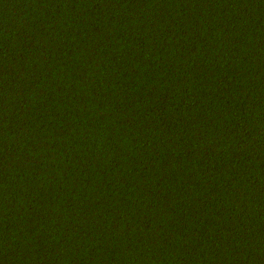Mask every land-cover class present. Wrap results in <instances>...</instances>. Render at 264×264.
<instances>
[{
    "label": "trees",
    "instance_id": "obj_1",
    "mask_svg": "<svg viewBox=\"0 0 264 264\" xmlns=\"http://www.w3.org/2000/svg\"><path fill=\"white\" fill-rule=\"evenodd\" d=\"M0 264H264V0H0Z\"/></svg>",
    "mask_w": 264,
    "mask_h": 264
}]
</instances>
